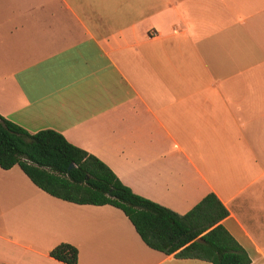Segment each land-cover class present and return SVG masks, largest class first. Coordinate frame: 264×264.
<instances>
[{"label":"crops","instance_id":"0c3cea01","mask_svg":"<svg viewBox=\"0 0 264 264\" xmlns=\"http://www.w3.org/2000/svg\"><path fill=\"white\" fill-rule=\"evenodd\" d=\"M0 115L179 214L213 193L264 264V0H0ZM112 208L0 168V264H66L60 242L77 264H212L149 248Z\"/></svg>","mask_w":264,"mask_h":264},{"label":"trees","instance_id":"16d2710c","mask_svg":"<svg viewBox=\"0 0 264 264\" xmlns=\"http://www.w3.org/2000/svg\"><path fill=\"white\" fill-rule=\"evenodd\" d=\"M14 165L51 196L120 209L151 249L212 264L250 262L247 252L222 225L228 210L213 193L179 214L134 193L103 161L58 131L30 133L0 115V168ZM49 255L66 264L78 263L77 248L67 242L55 245Z\"/></svg>","mask_w":264,"mask_h":264},{"label":"rangeland","instance_id":"374dc122","mask_svg":"<svg viewBox=\"0 0 264 264\" xmlns=\"http://www.w3.org/2000/svg\"><path fill=\"white\" fill-rule=\"evenodd\" d=\"M15 169H16V171H19V170H17V169H18L17 166H16ZM22 175H23V174H22ZM23 177H24V176H23ZM32 187H33V186H32ZM34 189H36V188H34ZM41 193H42V192H41ZM111 211H114L115 213H119V214L123 215L122 212H121L120 210H118V209L112 208ZM60 243H61V242H60ZM58 244H59V243H58ZM52 248H53V247H52Z\"/></svg>","mask_w":264,"mask_h":264}]
</instances>
